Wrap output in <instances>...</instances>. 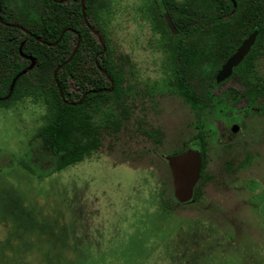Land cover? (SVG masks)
I'll list each match as a JSON object with an SVG mask.
<instances>
[{"label":"rangeland","instance_id":"obj_1","mask_svg":"<svg viewBox=\"0 0 264 264\" xmlns=\"http://www.w3.org/2000/svg\"><path fill=\"white\" fill-rule=\"evenodd\" d=\"M151 3L111 0L103 15L141 95L110 150L56 173L37 136L43 110L0 108V264H264V98L238 100L229 117L196 115L167 85ZM262 53L259 88L264 42ZM199 132L211 178L179 203L165 157Z\"/></svg>","mask_w":264,"mask_h":264},{"label":"trees","instance_id":"obj_2","mask_svg":"<svg viewBox=\"0 0 264 264\" xmlns=\"http://www.w3.org/2000/svg\"><path fill=\"white\" fill-rule=\"evenodd\" d=\"M110 4L111 0H0V108L30 102L43 110L37 136L52 156L56 173L110 150L107 141L114 143L131 119L133 97L141 96L132 86L133 65L115 54L104 30L103 15ZM145 12L150 27L161 34L167 85L194 110L199 106L194 91L181 82L182 58L197 67L203 60L211 62L207 73L212 75L215 50L229 55L254 30L257 41L264 38V0H152ZM259 48L255 43L249 51L251 66ZM257 92L264 98V85ZM205 145V135L199 132L171 154L190 147L200 150V177L191 201L199 199L211 178L205 172ZM163 189L162 206L167 203Z\"/></svg>","mask_w":264,"mask_h":264},{"label":"flooded vegetation","instance_id":"obj_3","mask_svg":"<svg viewBox=\"0 0 264 264\" xmlns=\"http://www.w3.org/2000/svg\"><path fill=\"white\" fill-rule=\"evenodd\" d=\"M233 5H235L234 2ZM165 15L168 16V14L163 13V18L167 25ZM248 20L249 17H246L245 23H248ZM151 30L154 34H158V36L160 37V32L154 31L152 28ZM174 30L175 32L171 30L170 31L173 35H176L177 31L175 27ZM254 31L257 32V30ZM251 33L244 37L243 40L239 43V45L229 55H225V52H222L223 54L220 55L219 53H217L216 50L214 51V73L212 75L211 73H207V70H210V68L212 67L211 62L203 60V62L198 64L197 67L192 64H187L188 61L182 58L183 63L181 64L180 72V77L182 79L181 82L184 84H189L194 91L199 106L197 110H194L190 106L189 107L196 115L201 116L202 114H211L216 112L218 114H222L229 117L230 115L237 114V112H234V108L238 100L245 99V101L249 105L251 93L254 95L258 94V85H260V83H262L263 81L261 79L262 76L259 79L254 73L256 69L260 66L259 61L262 59L263 56L262 52L264 42L263 39L257 41L258 32L256 34L253 45H255V43H258L260 45V48L258 49L259 55L258 57L253 58L252 66L250 65L251 57H249V50L248 53L243 57V59L233 68L228 78L219 82L216 81L218 71L225 64V62L233 55V53L238 49V47L244 42V40L250 36ZM182 35L185 36L184 34ZM196 35L199 36L200 34L197 33ZM215 35L218 36L219 34L216 33ZM216 44L218 43L215 41L214 45ZM209 78H212V81L209 80ZM233 84H236L238 88L234 89ZM178 95L182 97L179 93ZM194 148H197L199 150L198 147ZM205 156L207 158L206 145Z\"/></svg>","mask_w":264,"mask_h":264},{"label":"water","instance_id":"obj_4","mask_svg":"<svg viewBox=\"0 0 264 264\" xmlns=\"http://www.w3.org/2000/svg\"><path fill=\"white\" fill-rule=\"evenodd\" d=\"M169 29L175 32L170 18L165 15ZM257 32L253 31L250 36L238 47L233 55L225 62L218 71L216 81L228 78L233 68L248 53L255 41ZM171 176L173 196L179 203H187L192 200L194 188L200 177L201 154L197 148L190 147L183 152L165 157Z\"/></svg>","mask_w":264,"mask_h":264}]
</instances>
